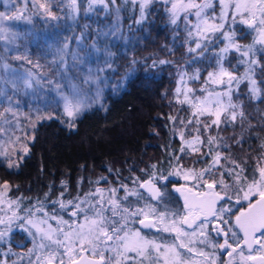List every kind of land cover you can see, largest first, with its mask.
I'll return each mask as SVG.
<instances>
[{
    "label": "snow or ice",
    "instance_id": "6c2138e0",
    "mask_svg": "<svg viewBox=\"0 0 264 264\" xmlns=\"http://www.w3.org/2000/svg\"><path fill=\"white\" fill-rule=\"evenodd\" d=\"M27 2L25 0V5ZM71 2L73 11H78L77 0ZM132 2L139 4L137 23H140L156 0ZM164 2L170 4L167 11L171 24L176 25L183 18L187 37L195 43V47L188 48L190 53L200 50L202 56L207 50V42L217 33L226 41L216 54L215 68L207 73L199 88L190 86L185 80L186 76L189 81L200 80L199 70L191 76L185 71L178 74L179 86L174 89L173 99L181 106L178 111H187L189 115L187 119L179 115H170L168 119L174 125H180L174 131L181 139L179 152L183 155L173 154L169 167L174 171L168 175L154 164L151 168L156 171L147 172L144 180L134 178L131 188L123 182L101 187V181H108L107 177L101 176L90 182L96 185L94 188L65 199L67 184L62 181L64 190L57 199L50 201V210L39 199L31 207L21 209L20 198L11 199L7 195L11 185L7 181L0 183V205L6 206L0 207V212L4 213L0 216V242H6L15 221L28 225L26 230L33 237L34 245L28 250L29 264H217L218 261L220 264H264V152L255 158L254 167L249 166L245 160L225 155L222 150L230 145L219 135L221 125H233L238 120L243 125V105L238 97L233 99L242 84H246L250 98L264 102V55L256 58L257 51L264 53V0H218L219 13L215 11L214 0ZM32 3L33 7L38 5L47 15L57 19L47 3L40 0H32ZM97 3L105 8L108 6L105 0H88L86 11H91ZM111 3L114 5L116 0ZM25 10L0 11V39L16 36L6 21H31L30 16L24 15ZM116 13L118 19L119 8ZM237 24L245 25L255 33L251 44L239 42L234 27ZM118 30L114 27L113 34ZM256 45L261 47L257 49ZM230 51L239 53L240 58L236 66L226 67ZM60 53L61 56L66 54L63 49ZM111 55L109 52V59ZM72 57L76 60L78 54L74 52ZM239 65L245 67L243 73L237 75ZM3 67L8 70L10 66L4 64ZM105 67H112L109 60H105ZM257 68L261 73L259 81ZM103 71L105 68L97 67L95 71L90 68L83 79V85L95 86L94 96H87L88 89L79 83L70 84L68 93H60L69 127H74L76 117L90 106L85 104V98L93 103L102 99L101 85L107 86L108 82L106 77L99 75ZM16 81H21L25 89H31L33 74L28 71L26 75H15L10 81L13 88L17 87ZM0 96L8 102L6 107L0 102V157L7 160L9 168L18 167L13 157L23 159L17 154L26 155L29 152L27 141L35 139L34 134L29 136L28 128L34 133L37 123L53 117L39 109L23 113L19 101L13 106L12 97L6 96L2 89ZM21 117L27 125L21 124ZM213 129L217 130L216 135L211 134ZM186 132L189 138H186ZM242 140L243 137L234 139V143L241 144ZM261 149L264 150V144ZM184 156L194 157L192 167L182 163ZM195 163L204 166L198 169ZM169 175L180 176L185 181L174 189L183 198L182 208L176 210L163 205L168 193L157 186L160 181H167ZM47 198L48 193L45 200ZM233 200L241 205L235 212ZM242 201L247 202V206ZM19 211L24 215H19ZM145 229L168 233L172 235V241L152 237ZM218 253H225L229 259L220 260ZM33 255L34 259L31 258Z\"/></svg>",
    "mask_w": 264,
    "mask_h": 264
},
{
    "label": "trees",
    "instance_id": "16d2710c",
    "mask_svg": "<svg viewBox=\"0 0 264 264\" xmlns=\"http://www.w3.org/2000/svg\"><path fill=\"white\" fill-rule=\"evenodd\" d=\"M8 1L11 5L7 6V1L4 4L0 0V11L26 8L24 15L30 16L31 21L5 22L16 36L0 39V58L6 57L18 69L22 66L30 69L42 84L39 92L36 88L32 90L36 99H30V93L23 90L20 81H16V88L9 83L17 72L14 75L8 69L6 75L10 80H5L3 88L1 83L4 81L0 79V89L6 96H11L12 101H19L23 113L39 109L53 117L37 123L34 133L28 128L29 136L34 134L35 139L27 141L29 152L26 155L17 154L23 159L13 157L18 167L9 168L7 160L0 157V183L7 181L11 185L9 194L15 199L20 198V208H29L39 199L50 210V201L57 199L64 190L62 181L67 184L65 199H69L94 188L96 185L90 182L101 176L108 178L107 183L101 181V187L123 182L131 188L134 178L144 180L147 172L156 171L151 168L154 164L164 175L168 174L172 169L169 160L173 154L183 155L179 152L181 139L174 131L180 125H174L168 116L179 115L187 119L189 115L187 111H178L181 106L173 99L174 89L179 86L178 74L185 71L191 76L199 70L200 80L189 81L185 77L190 86L199 88L207 73L215 68L216 54L226 43L220 34L207 42V50L202 56L200 50L190 53L188 48L195 47V43L187 37L185 22L181 18L176 25L171 24L167 11L170 4L164 0H156L140 23H137L139 4L132 0H116L114 5L111 0H105L107 8L97 3L91 11H86L88 0H77L78 11H73L71 0H43L57 19L47 15L38 5L33 7L32 0L26 5L25 0ZM214 4L219 13L218 0H214ZM189 18L195 20L194 16ZM114 27L119 30L113 34ZM234 27L241 44L253 42L255 33L247 26L237 24ZM65 45L67 49H64ZM260 47L256 45L257 49ZM59 48L66 53L63 55L66 57L64 68L60 66ZM74 52L78 54L76 60L72 57ZM109 52L112 54L110 59ZM262 55L264 53L257 51L256 58L260 59ZM17 56L27 59H15ZM239 58V53L230 51L225 66H236ZM105 60L111 63L110 69L105 67ZM161 60L170 63L161 64ZM29 61H36L38 65L32 62L34 67ZM97 67L105 68L99 75L106 77L107 85L113 86L114 90H106L101 102L93 103L85 98V104L90 106L76 117L75 126L69 127V118L58 102L60 93L70 84L79 83L88 89L87 96L92 97L95 86H85L82 82L88 70L95 71ZM244 67L239 65L236 74L243 73ZM67 71L72 76L71 83H67ZM260 76L257 68L258 81ZM0 78H3L1 73ZM237 97L243 105L245 118L242 126L239 120L233 125H221L219 135L230 145L222 151L254 167L255 158L264 152L261 149L264 144V102L250 98L246 84L240 86L233 99L237 100ZM0 102L7 106L5 97L0 96ZM21 124L27 125L23 117ZM211 134L216 135L217 130L213 129ZM241 137V144L234 143V139ZM186 138H189L187 132ZM193 161L194 157L184 156L182 163L192 167ZM203 166V163H195L198 169ZM17 229L5 238L6 259L13 258L11 251L29 244L28 233L22 228Z\"/></svg>",
    "mask_w": 264,
    "mask_h": 264
},
{
    "label": "rangeland",
    "instance_id": "374dc122",
    "mask_svg": "<svg viewBox=\"0 0 264 264\" xmlns=\"http://www.w3.org/2000/svg\"><path fill=\"white\" fill-rule=\"evenodd\" d=\"M3 1V3H4V1H7L8 3L6 4L7 6L8 5H11V4H9V1L8 0H2ZM40 2L41 3H44L43 2V0H40ZM5 4V3H4ZM60 50H62L61 48H59ZM60 52V51H59ZM4 58V56L3 57H1L0 58V73L3 75V83H1V86L3 87V88H5V80H7V81H9L10 80V78H9V76H7L6 74H7V72H6V70L4 69V67H3V65L4 64H7V65H9L10 67H9V69H10V71L11 72H14L13 74L15 75L16 74V72H17V74H19V75H26L27 74V72L28 71H30L31 72V70L30 69H27V68H24L23 66H22V69H18L17 67H16V65L15 64H13L12 62H10V61H8V59L5 57V59H3ZM65 60H66V57H64V56H62V60H61V64H60V66H61V68H64V66H65V64H66V62H65ZM30 62V61H29ZM35 65L37 64V63H35L36 61H32ZM32 62H30L31 63V65L32 66H34L35 67V65L32 63ZM38 65V64H37ZM33 67V68H34ZM14 70V71H13ZM32 74H33V87L31 88V89H25V88H23V90L25 89V90H27L30 94H29V96H30V99L31 98H34V99H36V97H35V95L33 94V92H32V90H34L33 88H36V91H38V90H40L39 88H40V86H41V84H42V82L40 81V83L39 84H36L35 83V81L36 80H39L38 79V77L36 76V74L35 73H33V72H31ZM61 77L63 78V75H61ZM71 78H72V76L69 74V72L67 71V74H66V80H67V83L69 82V83H71ZM21 82V81H20ZM10 84H12L11 82H9ZM22 83V82H21ZM23 84V83H22ZM42 88V87H41ZM55 88V87H54ZM109 89H111V90H114V87L113 86H111L110 84H108L107 86H104L103 87V93L106 91V90H109ZM68 91H69V86H68V88L66 89V91H61V93H68ZM39 92V91H38ZM103 93H102V96H103ZM95 95V93L93 94V96ZM15 100V99H14ZM12 101V103H13V106H16V100L15 101ZM58 102H59V104H60V107H61V109L63 110V101L61 100V96H60V98H59V100H58ZM100 102H101V100H100ZM89 104V103H88ZM66 116V115H65ZM67 117V116H66ZM18 135H19V133H17ZM172 171H174L173 169H171L169 172H172ZM168 172V173H169ZM166 175H168V174H166ZM168 179H179V181H181L182 183H185V181L180 177V176H177V175H169L168 176ZM163 181H160L159 183H162ZM3 183V182H2ZM158 186V185H157ZM159 187V186H158ZM8 195V197H10L11 199H15L14 197H12L9 193L7 194ZM134 199V198H133ZM233 210H236L237 208H240L241 207V205H239V204H236L235 203V200H233ZM242 203L244 204V205H247V202H245V201H242ZM165 205V204H164ZM24 206V205H23ZM0 207H6V206H4V205H0ZM24 208H28V206H24ZM11 213L9 212V215H10ZM18 214L19 215H24V213H23V211H19L18 212ZM2 215H4V213L3 212H0V216H2ZM29 226L28 225H26V224H23L21 221H15L14 223H13V226H12V231L15 229V230H18L17 228H22L23 230H25L27 233H28V235H29V244L26 246V247H24V248H21V249H19V250H14V251H11V253L13 254V258L12 259H6V250L3 248V244H4V242H0V262H3V261H6L7 262V264H14V262H15V264H29V252H28V250L29 249H32L33 248V237L29 234V232L26 230V228H28ZM33 231H34V229H33ZM18 248V247H17ZM32 259H34L35 257H34V255L31 257Z\"/></svg>",
    "mask_w": 264,
    "mask_h": 264
},
{
    "label": "flooded vegetation",
    "instance_id": "af4514ba",
    "mask_svg": "<svg viewBox=\"0 0 264 264\" xmlns=\"http://www.w3.org/2000/svg\"><path fill=\"white\" fill-rule=\"evenodd\" d=\"M183 184L184 183L179 181V179H168L167 181L158 183V186L161 188V191L168 193V195L165 197V200L163 201V205L165 204L168 208L172 210L182 208L183 199L179 195V193L174 191V189ZM163 205L161 206L162 208H163ZM233 211L235 212V210ZM144 231L145 233H148L152 237H157V238L163 237L167 242H171L173 238L172 235L168 233H157L154 229L151 231L145 229ZM218 255L220 257V260L222 261H227L229 259V257L225 253H218ZM217 264H220V261H218Z\"/></svg>",
    "mask_w": 264,
    "mask_h": 264
},
{
    "label": "water",
    "instance_id": "95a60500",
    "mask_svg": "<svg viewBox=\"0 0 264 264\" xmlns=\"http://www.w3.org/2000/svg\"><path fill=\"white\" fill-rule=\"evenodd\" d=\"M183 199V198H182Z\"/></svg>",
    "mask_w": 264,
    "mask_h": 264
}]
</instances>
